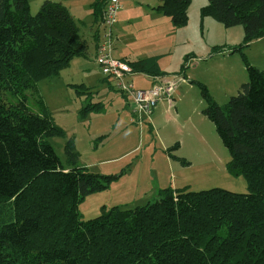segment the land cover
<instances>
[{
    "label": "trees",
    "instance_id": "obj_1",
    "mask_svg": "<svg viewBox=\"0 0 264 264\" xmlns=\"http://www.w3.org/2000/svg\"><path fill=\"white\" fill-rule=\"evenodd\" d=\"M99 2L93 3L95 16L103 12L105 0L101 8ZM189 4L160 0L156 9L178 28L187 22ZM199 11L243 29L242 40L228 47L246 68L238 92L219 105L194 82L229 154L226 169L246 179L247 192L168 186L145 204L102 206L100 214L81 219L83 198L117 175L78 165L74 141L54 122L37 82L59 75L74 57L87 58V39L61 2L42 0L32 14L28 0H0V264H264V68L245 55L264 38V0H206ZM159 58L122 60L134 73L160 79ZM75 87L90 98L83 84ZM100 107L86 102L81 116ZM51 137L67 138V169Z\"/></svg>",
    "mask_w": 264,
    "mask_h": 264
},
{
    "label": "rangeland",
    "instance_id": "obj_2",
    "mask_svg": "<svg viewBox=\"0 0 264 264\" xmlns=\"http://www.w3.org/2000/svg\"><path fill=\"white\" fill-rule=\"evenodd\" d=\"M28 1L30 12L35 14L42 0ZM93 1L65 0L81 35L89 40ZM153 2L123 0L124 15L119 18L117 14L112 40L117 39L114 28L121 27L117 50L131 58L157 50L153 44L156 38L168 42L171 53L159 59V67L172 82V89L176 86V96L171 107L169 99L158 101L162 111L156 119L143 113L132 115L136 108L132 97L122 94L115 80L102 73L91 43L87 58L74 57L59 75L37 82L54 122L74 141L78 165L91 172L117 175L106 189L83 198L78 205L81 219L100 214L102 206L131 208L145 204L156 198L160 188L168 186L191 191L219 187L247 192L246 179L234 177L226 169L229 154L203 111L206 102L194 82H202L219 105L238 92L248 79L246 68L242 55L229 52L228 47L242 40L243 29L240 25L225 27L209 16L201 17L199 10L204 0H190L187 22L175 28L161 12L158 11L161 18L147 13V4ZM100 24L101 19L98 26L102 30ZM213 46L223 49L213 53ZM245 55L252 65L264 68V39L253 41ZM130 79L135 88H144L151 83L152 76L136 72ZM76 84L89 89L88 100L85 93H76ZM86 102L98 103L100 110L81 116ZM66 139L49 138L65 169Z\"/></svg>",
    "mask_w": 264,
    "mask_h": 264
},
{
    "label": "built area",
    "instance_id": "obj_3",
    "mask_svg": "<svg viewBox=\"0 0 264 264\" xmlns=\"http://www.w3.org/2000/svg\"><path fill=\"white\" fill-rule=\"evenodd\" d=\"M120 7L121 0H105L100 24L102 30L97 42L95 61L106 77L115 80L116 87L119 90L132 97L136 105L133 113L135 115L144 113L148 116L159 100L170 98L172 82L158 78L148 88H135L133 82L130 80L134 72L129 65L122 59L115 58L111 55L113 42L112 27L117 20Z\"/></svg>",
    "mask_w": 264,
    "mask_h": 264
},
{
    "label": "crops",
    "instance_id": "obj_4",
    "mask_svg": "<svg viewBox=\"0 0 264 264\" xmlns=\"http://www.w3.org/2000/svg\"><path fill=\"white\" fill-rule=\"evenodd\" d=\"M53 1H57V2H61L62 4H64L66 7H67V9H68V11H69V13L71 14V12H70V9H69V4H66V2H65V0H53ZM77 1V0H76ZM96 0H94L93 2H92V4H91V7H92V10L90 11V17H91V20L90 21H88V23H89V25H90V31H91V33H92V38H91V40H89V39H87L85 36H83L84 38H86L87 39V42H88V47H89V55H90V46H89V43H91V45H92V47H93V52H95V50H96V43L98 42V35L101 33V29L99 30V26H98V24H99V21H100V19H101V15H102V10H101V14H100V12H99V15L97 16H95V15H93V3L95 2ZM100 2L101 1H104V0H99ZM155 2H153V3H155V4H147V7H148V14L153 18V17H155V15H157V17L156 18H161L160 16H158V10L156 9V7L160 4V0H154ZM99 2V5H98V8L100 7L101 8V3ZM40 3H41V1H40ZM40 3H39V6H40ZM122 3H123V0H121V7H120V9H119V11H118V13H119V18H122V16L124 15V10L122 9ZM203 4H205V0H204V3H202L201 5H203ZM39 6H38V8H39ZM150 6V7H149ZM38 10V9H37ZM123 10V11H122ZM162 14V13H161ZM71 16L73 17V15L71 14ZM93 16H94V21H93ZM189 16V15H188ZM74 18V17H73ZM80 19V18H79ZM75 20V19H74ZM76 21V20H75ZM81 21H83V20H80V22ZM98 21V22H97ZM97 22V23H96ZM77 23V22H76ZM78 25V24H77ZM79 26V25H78ZM112 29H113V27H112ZM94 30H96L95 31V33H94ZM114 31H116V36H117V39H116V41H113L112 42V48L113 49H115V50H113V52L111 51V55L113 56V57H115V58H119V59H123V58H125V59H130V60H132V59H139V58H143V57H146V56H150V55H159L160 56V58L159 59H161L163 56H165V55H169L170 53H171V50H169L168 48H167V45H168V42L167 43H165L164 42V40H157V38L156 39H154V41H153V44H154V46H155V48L157 49V50H154V52H146L145 54H142V55H140V56H137L136 58L135 57H133V58H131V57H129V56H122V52L121 51H118L117 50V48H118V46L120 45V40L118 39V36L120 35V34H122V28L121 27H119V28H114ZM113 32V31H112ZM81 33V32H80ZM113 34H114V32H113ZM115 36V35H114ZM159 38V37H158ZM261 39H264V38H261ZM261 39H258V40H261ZM114 40V39H113ZM258 40H256V41H258ZM183 77L184 76H182L181 78L183 79ZM160 79H162V80H168V79H166V76H164V77H161ZM177 79V78H176ZM175 79V77H174V80H176ZM156 79L155 78H152V81H151V83L147 86V87H144V88H142V89H145V88H148V87H150L152 84H153V82L155 81ZM132 81V80H131ZM133 82V81H132ZM181 84H186V83H181ZM177 90H178V88H177ZM174 95L176 96V86H175V88L174 89H172V92H171V96H170V98H163V99H161L163 102H164V100H166V99H169L168 100V105L171 107V105H172V100L174 99ZM171 99V100H170ZM160 101V100H159ZM158 103V102H157ZM157 103H156V105L152 108V110H151V112L148 114V116L146 115V114H144L145 116H147V117H149V116H153L152 118H154L155 117V119L158 117V115L160 114V112L162 111L161 110V107H162V104L161 105H157ZM164 104V103H163ZM133 111V110H132ZM133 116H136L134 113L132 114ZM149 120H150V118H149ZM151 121V120H150ZM135 122H137V121H135ZM138 123V122H137Z\"/></svg>",
    "mask_w": 264,
    "mask_h": 264
}]
</instances>
